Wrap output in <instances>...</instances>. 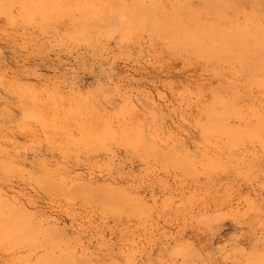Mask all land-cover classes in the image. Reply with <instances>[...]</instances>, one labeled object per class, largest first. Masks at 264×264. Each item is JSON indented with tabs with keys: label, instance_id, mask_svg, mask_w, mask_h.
Here are the masks:
<instances>
[{
	"label": "rangeland",
	"instance_id": "rangeland-1",
	"mask_svg": "<svg viewBox=\"0 0 264 264\" xmlns=\"http://www.w3.org/2000/svg\"><path fill=\"white\" fill-rule=\"evenodd\" d=\"M134 1L0 0V264H264V0Z\"/></svg>",
	"mask_w": 264,
	"mask_h": 264
},
{
	"label": "bare ground",
	"instance_id": "bare-ground-1",
	"mask_svg": "<svg viewBox=\"0 0 264 264\" xmlns=\"http://www.w3.org/2000/svg\"><path fill=\"white\" fill-rule=\"evenodd\" d=\"M134 1V0H133ZM62 2V1H61ZM89 2V1H88ZM135 2V1H134ZM137 3H138V0L136 1ZM154 3V2H153ZM144 5V4H143ZM118 6V5H117ZM158 6V5H157ZM127 8V7H126ZM129 8H130V6H129ZM147 8V7H146ZM129 10V9H128ZM127 10V11H128ZM136 10V9H135ZM153 10V9H152ZM159 11V10H158ZM165 12V11H164ZM145 13V12H144ZM108 15V14H107ZM194 15V14H193ZM141 17V16H140ZM178 17V16H177ZM73 18V17H72ZM96 18V17H95ZM142 18V17H141ZM68 19V18H67ZM94 19V18H93ZM144 19V18H143ZM150 19V18H149ZM179 19V18H178ZM34 20H36V19H34ZM85 20V19H84ZM151 20V19H150ZM147 21V22H151V21ZM180 20V19H179ZM131 21V20H130ZM144 21V20H143ZM146 21H144V22H146ZM155 21H156V19H155ZM101 22V21H100ZM110 22V21H109ZM55 23V22H54ZM152 23V22H151ZM155 23V22H154ZM185 23V22H184ZM110 24V23H109ZM160 24H162V23H160ZM74 25V24H73ZM112 25H113V23H112ZM163 25H165V24H163ZM158 26V25H157ZM170 26V25H169ZM46 27V26H45ZM159 27V26H158ZM178 27V26H177ZM69 31V30H68ZM86 31V30H85ZM100 32V31H99ZM175 34V33H174ZM182 35V34H181ZM70 36V35H69ZM84 37V36H83ZM193 37V36H192ZM195 37V36H194ZM193 37V38H194ZM197 40V39H196ZM172 46V45H171ZM86 107V106H85ZM3 167V166H2ZM11 224V223H10Z\"/></svg>",
	"mask_w": 264,
	"mask_h": 264
}]
</instances>
